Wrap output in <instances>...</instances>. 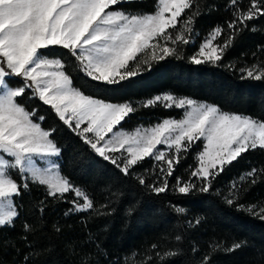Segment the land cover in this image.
Segmentation results:
<instances>
[{
	"label": "trees",
	"instance_id": "obj_1",
	"mask_svg": "<svg viewBox=\"0 0 264 264\" xmlns=\"http://www.w3.org/2000/svg\"><path fill=\"white\" fill-rule=\"evenodd\" d=\"M137 3L138 7L131 10L147 13L154 10L156 0ZM250 3L251 0H238L243 10ZM197 10L201 14L193 25L192 42L175 46L179 59L172 56L154 62L151 71L118 86H85L82 73L74 80V86L83 87L86 94L106 102L132 104L135 111L118 126L126 130L151 126L166 117H181L180 108L161 103L144 106L145 100L162 92L264 121V81L241 78V69L264 66V17L248 22L247 30L238 35L217 65H194L189 57L202 41L220 26L222 35L215 43H224L231 32L227 22L234 19L230 0H193L178 18L176 29L170 28L169 33L175 36L183 21ZM51 51L55 54L67 50L56 46ZM72 62L78 63L75 58ZM24 103L26 110L36 108L38 115L47 117L42 129L56 128L50 138L62 150L56 158L58 171L88 195L93 208L65 215L73 207L69 201L77 199L74 193L55 199L46 195L45 186L31 184L14 198L18 211L14 226L0 228L2 264H26L25 256L32 264H204L206 256L211 257L209 264H264V220L254 214L264 208V171H260L264 169V151L243 153L214 177L209 192L193 189L188 195L178 194L174 191L177 178L188 181L197 167L203 147L200 140L181 152L173 175L167 177L168 190L157 195L139 180L143 177L149 185H160V167L166 168V163L145 158L130 169L129 175H124L71 128L57 123L58 117L49 105L38 98ZM166 154L176 155L175 148H168ZM252 168L258 170L255 184L251 177L241 179ZM192 180L197 185L201 183L196 178ZM228 199L234 203L229 205ZM176 207L185 211L177 213ZM25 223L32 226L31 232H24ZM237 242L246 243L234 252L226 250Z\"/></svg>",
	"mask_w": 264,
	"mask_h": 264
},
{
	"label": "snow or ice",
	"instance_id": "obj_2",
	"mask_svg": "<svg viewBox=\"0 0 264 264\" xmlns=\"http://www.w3.org/2000/svg\"><path fill=\"white\" fill-rule=\"evenodd\" d=\"M192 2L158 0L155 13H137L131 10L138 7L137 0H0V228L14 226L18 217L14 198L21 196L31 184L47 186L46 195L55 199L74 193L77 199L69 201L73 207L65 215L93 208L92 200L83 190L56 172V160L52 158L60 157L62 152L50 138L56 128L43 130L42 122L47 117L38 115L36 108L26 110V100L38 98L49 105L58 117L57 123L63 122L71 128L96 154L124 175H129L130 169L145 158L166 163V168L160 167L163 175L160 185H149L143 177L139 180L157 195L168 190L167 177L173 175L181 152L202 139L206 143L199 153L198 166L188 181L177 178L174 191L178 194L188 195L193 189L207 193L214 177L243 153L264 151V121L222 112L217 106L194 99L176 100L170 94L157 95L144 106L163 100L166 106L184 108L183 119H165L143 133H121L116 131L117 126L122 125L135 107L94 98L83 87L74 86V80L81 73L85 86L93 83L118 86L144 71H151L154 62L172 56L179 59L175 46L192 42L193 25L200 11L189 15L175 36L168 30L176 29L178 18ZM230 8L234 19L227 22L231 30L228 38L222 44L215 43L223 31L216 26L198 51L189 57L191 64L217 65L238 35L247 30L248 22L264 17V0H251L246 10L238 6V0H230ZM56 46L67 51L53 54L51 50ZM148 50L151 54L137 62L140 54ZM72 58L78 63H73ZM241 73L242 79L264 81V66L252 65L241 69ZM158 145L174 147L176 155L168 157ZM113 153L122 157L119 163V157ZM45 161H50V166L45 167ZM257 175L258 170L252 168L241 179L251 177L255 184ZM192 178L200 180V185ZM227 203L232 205L234 201L228 199ZM175 211L183 213L185 209L176 207ZM254 214L264 220V208ZM23 227L25 233L32 231L30 224L25 223ZM245 243H234L226 250L234 252ZM210 259L206 256L204 264H209ZM24 260L32 264L28 256Z\"/></svg>",
	"mask_w": 264,
	"mask_h": 264
},
{
	"label": "rangeland",
	"instance_id": "obj_3",
	"mask_svg": "<svg viewBox=\"0 0 264 264\" xmlns=\"http://www.w3.org/2000/svg\"><path fill=\"white\" fill-rule=\"evenodd\" d=\"M158 7H159V5H158V0H156L154 10L151 11V12H147V13H155V12L158 10ZM177 34H178V32H177ZM209 37H210V36H209ZM209 37H207V38H209ZM207 38H206V39H207ZM206 39H205V40H206ZM205 40H203L202 43H203ZM161 43H163V42L161 41ZM202 43H201V44H202ZM201 44H200V46H201ZM169 46L172 47V46H171V43H169ZM200 46H199V47H200ZM198 49H199V48H198ZM198 49L194 52V54L198 51ZM150 54H151V50H148V52H146V53H142V54H140V56L138 57L137 62L142 61L143 59L146 58V56H148V55H150ZM194 54H193V55H194ZM49 58H52V57H49ZM132 67H135V63L132 65ZM168 94L172 95L176 100H179V99H191V98H188V97L175 96V95H173V94H171V93H169V92L158 93V94L152 96L150 99H154L157 95L163 96V95H168ZM148 100H149V99H148ZM148 100H145V101H144V104H146ZM196 101H197L198 103H204V104H207V105L215 106V105H213V104H210V103H207V102H204V101H199V100H196ZM118 103H125V102H118ZM159 103L165 105V102H164L163 100H161ZM165 106H166V105H165ZM171 107H175V106H171ZM175 108H177V107H175ZM180 109L182 110V115H181V117H179V118H171V117L162 118L158 123H162L165 119H174V120H181V119H183L184 116H185V109H184V108H180ZM222 112H223V111H222ZM227 113H229V114H236V113H230V112H227ZM244 116H246V115H244ZM34 122H36V121H34ZM158 123H156V124H154V125H151V126H137V127L133 128V129H131V130H126V129H123V128L117 126L116 131H119V132H121V133H125V134H127V135H133V134H135L137 131L143 133V132H145V131L148 130V129L154 128V127L157 126ZM83 126H86V125H82V127H83ZM43 130H44V129H43ZM89 135L91 136L92 134H89ZM109 138H111V136H109ZM202 142H203V147H204V143H206V141H204V140L202 139ZM203 147H202V150H201V151H203ZM158 148H159L160 150L165 151V152L167 153V149H168V148H167L165 145H158ZM201 151H200V152H201ZM111 155L116 156V157H119V158H118V163L120 162V159H122V157H120V154H119V153H113V154H111ZM124 156H127V153H126V152L124 153ZM198 156H199V154H198ZM52 159H55V160H56V164H57V159H56V158H52ZM43 163H44V166H45V167H48V166H50V163H51V162H50V161H45V162H43ZM198 164H199V160H198V162H197V166H198ZM38 166H40V164H38ZM56 172L59 173V171H58V164H57V167H56ZM59 174H60V173H59ZM60 175H61V174H60ZM45 187L47 188V186H45ZM82 202H83V199L81 198V203H82Z\"/></svg>",
	"mask_w": 264,
	"mask_h": 264
}]
</instances>
